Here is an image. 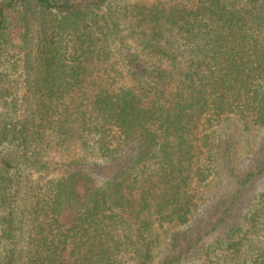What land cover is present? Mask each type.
<instances>
[{
  "label": "trees",
  "instance_id": "trees-1",
  "mask_svg": "<svg viewBox=\"0 0 264 264\" xmlns=\"http://www.w3.org/2000/svg\"><path fill=\"white\" fill-rule=\"evenodd\" d=\"M231 119L264 128V0H0V264H264V164L201 209Z\"/></svg>",
  "mask_w": 264,
  "mask_h": 264
},
{
  "label": "rangeland",
  "instance_id": "rangeland-1",
  "mask_svg": "<svg viewBox=\"0 0 264 264\" xmlns=\"http://www.w3.org/2000/svg\"><path fill=\"white\" fill-rule=\"evenodd\" d=\"M215 135L216 171L203 185L201 196L203 197L202 212L206 205L210 207L208 213L213 220L219 214L217 206L227 197H233L246 175L259 171L264 164L263 127L246 125L238 119H231L224 128L217 129ZM81 157L85 158L86 164H90L94 160L92 153H83ZM22 173L24 172L22 171ZM263 190L264 174L256 180V183L250 184V187L248 186L240 197L246 195L255 197ZM23 226L26 228V223ZM180 231L178 228L172 227L169 234L177 235ZM159 232V239L161 238L159 251L165 253L169 247V239L163 231L159 230ZM1 251L2 247L0 246V253Z\"/></svg>",
  "mask_w": 264,
  "mask_h": 264
}]
</instances>
